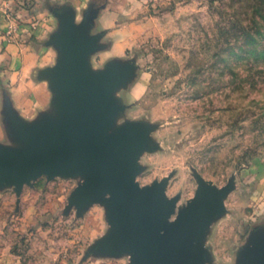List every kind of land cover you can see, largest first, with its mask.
<instances>
[{
	"label": "rangeland",
	"instance_id": "374dc122",
	"mask_svg": "<svg viewBox=\"0 0 264 264\" xmlns=\"http://www.w3.org/2000/svg\"><path fill=\"white\" fill-rule=\"evenodd\" d=\"M28 5L48 150L0 183V264L263 261L264 0Z\"/></svg>",
	"mask_w": 264,
	"mask_h": 264
},
{
	"label": "crops",
	"instance_id": "0c3cea01",
	"mask_svg": "<svg viewBox=\"0 0 264 264\" xmlns=\"http://www.w3.org/2000/svg\"><path fill=\"white\" fill-rule=\"evenodd\" d=\"M26 1L35 3V0H0V165L7 168L27 167L45 157L41 135L46 123L41 115L51 91L38 80L41 68L55 61V53L44 43L54 28V18L39 9V19L31 15L33 19H25L31 23L19 22L18 32L8 37L10 22L4 6H18V14L24 15L27 7H32L22 6ZM28 33L34 36L27 37ZM27 126L33 130L27 131ZM258 264H264V260Z\"/></svg>",
	"mask_w": 264,
	"mask_h": 264
},
{
	"label": "water",
	"instance_id": "95a60500",
	"mask_svg": "<svg viewBox=\"0 0 264 264\" xmlns=\"http://www.w3.org/2000/svg\"><path fill=\"white\" fill-rule=\"evenodd\" d=\"M62 43V42H61ZM61 43H59V44H61ZM26 130L27 131H29V132H31L33 129L31 128V127H26ZM47 132H49V128H45V129H43L42 128V135H41V142H42V137L43 136H45V134L47 133ZM44 147V146H43ZM47 147H44V149H43V151L45 152V150H48V149H46ZM47 157L45 156L44 158H42V160L40 161V162H38V163H36L37 165L38 164H40V163H42L43 162V159H46ZM36 164H32V165H30V166H27V167H22V168H7V167H3V166H1L0 165V170H1V174H0V180H5V179H7V178H9V176L11 175H18V174H20V173H23V172H25L26 170H28V169H31V168H35L37 165ZM2 181V182H3ZM137 218H138V220L140 221V223L145 227V225L146 226H148L147 225V222H146V219H144V217L139 213L138 215H137ZM148 264H172L171 262H169L168 261V259L166 258V259H163V257H162V261H157V262H154L153 260H152V262H147ZM146 263V264H147Z\"/></svg>",
	"mask_w": 264,
	"mask_h": 264
}]
</instances>
